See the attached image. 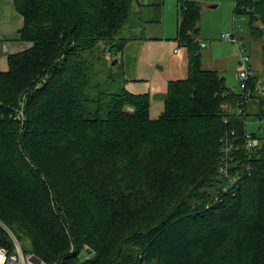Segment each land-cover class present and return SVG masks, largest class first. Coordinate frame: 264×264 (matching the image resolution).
I'll list each match as a JSON object with an SVG mask.
<instances>
[{
    "label": "trees",
    "instance_id": "obj_1",
    "mask_svg": "<svg viewBox=\"0 0 264 264\" xmlns=\"http://www.w3.org/2000/svg\"><path fill=\"white\" fill-rule=\"evenodd\" d=\"M12 2L31 47L0 72V181L24 198L14 203L1 183L0 220L28 252L48 264H73L83 246L95 252L85 264H264V138L250 160L243 151L245 118L264 120V93L246 101L202 69L199 6L178 3L187 76L166 83L150 119L147 93L92 96L86 60L100 43L124 51L131 39L115 37L134 0ZM233 15L264 38V0H234ZM47 151L56 164L44 163ZM225 162L239 175L229 190ZM0 246H9L1 229Z\"/></svg>",
    "mask_w": 264,
    "mask_h": 264
},
{
    "label": "rangeland",
    "instance_id": "obj_2",
    "mask_svg": "<svg viewBox=\"0 0 264 264\" xmlns=\"http://www.w3.org/2000/svg\"><path fill=\"white\" fill-rule=\"evenodd\" d=\"M181 1H193L199 6L198 32L194 36V40L198 42L200 53L202 55L206 53L211 48V43L215 42V51L220 52L218 44L227 43L224 40L220 41V33L236 34L241 49L250 56L253 75L259 81L258 86H264V38L260 41H254L250 38L248 21L232 13L233 0H162L161 15L159 20L155 21L153 19L157 15L158 8L153 4L161 3V0H145L144 7L148 9L142 11V22L138 21L139 17L134 14L135 9H133L128 25L115 37L116 39H131L121 54L107 51L105 46L100 43L91 53L86 55V60L90 66L91 84L94 86L91 91L92 96L99 95V92L116 94L122 89L132 94L148 93L149 118H158L163 110L167 79L173 81L184 79L187 76V50L178 45L176 34L178 3ZM213 7L215 8L213 9ZM228 7H230L228 29L230 31L224 29ZM231 25L235 30L233 32L230 29ZM138 35L144 39L139 40ZM199 38L202 40H198ZM205 58L206 56H201L202 60ZM206 60L207 62L210 60V54ZM225 80L230 89L239 90L236 79L231 81L232 78L226 76ZM252 104L254 102H251ZM20 113L21 111H19ZM244 123L246 134H255L264 138L263 119L257 123L249 110ZM259 129L262 130V133ZM42 157L45 164L49 166L56 164L57 160L50 155V151L45 152V154L42 153ZM4 180L0 181V184L4 183ZM4 185L9 189L11 201L19 203L23 200L24 195L19 187L12 183H4ZM0 186L2 187V185ZM29 210L27 216L32 211L35 212L33 206L32 208L30 206ZM0 229L7 239L6 230L16 237L14 232L1 220ZM18 241L25 252L30 250V244L26 238H20ZM94 256L95 252L90 248V258Z\"/></svg>",
    "mask_w": 264,
    "mask_h": 264
},
{
    "label": "crops",
    "instance_id": "obj_3",
    "mask_svg": "<svg viewBox=\"0 0 264 264\" xmlns=\"http://www.w3.org/2000/svg\"><path fill=\"white\" fill-rule=\"evenodd\" d=\"M144 3L145 0H134V4L132 6V10L135 9L134 14H136L137 17H139L140 23L142 22V11L148 9L147 7H144L145 6ZM214 8L215 7H213V9ZM233 9H234V0H233ZM233 9H232V13H233ZM226 18L227 21L224 29L226 31H230L228 30L229 20H230V7H228V13L226 14ZM22 26H23V19L21 15L16 11L12 0H0V72L4 73L8 69V65H7L8 55L20 53L31 47L30 43L23 42L20 39L19 32L22 29ZM230 29H232V32L235 31L232 25ZM221 35L222 34L220 33V36ZM138 36L137 38L139 40H141L142 38L144 39V37L141 38V35ZM198 40H202V38H199ZM215 43H211V48H209L206 53H203V55L199 51L200 59L201 56H206L207 58V56L210 54V60L208 62L206 58L203 60L201 59V67L204 70L216 71L220 76L224 78V80L226 76L231 77L232 78L231 81H233V79H236V74L239 70L238 49L235 45L225 42L226 44H220V43L218 44L220 48V52H216ZM204 65H206L207 67H205ZM168 81L170 80L167 79V82ZM258 83L259 81L256 78L255 84L258 85Z\"/></svg>",
    "mask_w": 264,
    "mask_h": 264
},
{
    "label": "built area",
    "instance_id": "obj_4",
    "mask_svg": "<svg viewBox=\"0 0 264 264\" xmlns=\"http://www.w3.org/2000/svg\"><path fill=\"white\" fill-rule=\"evenodd\" d=\"M221 40H224L225 42L235 45L238 49L239 53V59H238V65L239 70L236 74V80L238 82L239 90L243 93L244 98L246 101L251 99L252 94L255 95H263L264 93V86H258L257 84L252 86V91L248 89V84L251 80L254 79V75L251 68L250 63V56L245 53L243 49H241L240 44L238 43V39L236 38V34H222L220 36ZM19 111L21 113L19 114ZM238 113L241 112V110L237 111ZM18 118L22 117V108L18 110L17 112ZM257 123L260 120H256ZM260 130V133H262V130ZM245 137V144L243 151L245 152V156L247 160H250L253 153L256 152L258 146H259V139L260 137L256 136L255 134H246ZM226 146V145H225ZM231 145H227L224 149V161H226L227 157H230L229 150L231 149ZM246 171L250 172V167H246ZM220 172H222L225 177L228 179V190L233 187L239 179L238 174H234V176L228 175L227 170V162H225L224 166L220 168ZM6 234L8 235V241L9 246H0V264H48L38 257H36L32 253L25 252L20 242L16 239V237L6 230ZM73 252V248L70 249L69 254ZM90 248L88 246H83L81 250L79 251L76 261L73 262V264H85L90 261Z\"/></svg>",
    "mask_w": 264,
    "mask_h": 264
}]
</instances>
